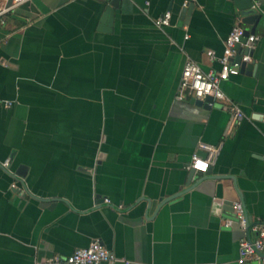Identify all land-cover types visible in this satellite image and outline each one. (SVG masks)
<instances>
[{"label":"crops","instance_id":"obj_1","mask_svg":"<svg viewBox=\"0 0 264 264\" xmlns=\"http://www.w3.org/2000/svg\"><path fill=\"white\" fill-rule=\"evenodd\" d=\"M111 1L30 0L0 25V264H43L93 240L112 256L100 264H238L253 235L234 204L264 219V28L252 69L221 84L243 113L235 123L226 101L176 100L187 59L217 69L206 52L252 27L232 0H192L189 15L185 0H118L100 30ZM166 11L171 24L156 27ZM200 143L218 154L189 179Z\"/></svg>","mask_w":264,"mask_h":264},{"label":"built area","instance_id":"obj_2","mask_svg":"<svg viewBox=\"0 0 264 264\" xmlns=\"http://www.w3.org/2000/svg\"><path fill=\"white\" fill-rule=\"evenodd\" d=\"M27 1L30 0H8L1 5L0 25L6 23V16L10 12ZM190 1L192 0H185L183 7ZM170 24V11H166L154 19V25L159 28L167 27ZM244 34V28L236 24L231 28L223 43L221 55H217L213 50L206 52L209 61L218 64L217 69L204 71L197 62L187 59L181 71L176 100L186 98L204 100L211 96L214 101H226L232 112L234 122H240L243 119V113L234 103L226 99L221 84L231 76L237 75L240 72L242 63L251 61L250 52L254 48L258 37L254 34H248L245 42H241ZM262 121H264V114L262 115ZM198 149L204 152V155L198 152L193 153L187 169L194 170L195 174H204L207 172L209 165L215 162L219 149L205 143H200ZM8 170L9 160L1 161L0 174L2 171L6 172ZM12 186L15 187V184H12ZM105 201L108 202V199H105ZM234 219L239 223L242 230L250 229L253 235L251 239L244 236L239 240L238 264H245L253 258L264 260V219L249 223L242 204L239 202L234 204ZM232 222L233 220L227 219L225 220V225H231ZM111 258L112 256L103 245L98 240H93L87 247L75 249L71 254L65 256L54 255L43 264H100Z\"/></svg>","mask_w":264,"mask_h":264},{"label":"water","instance_id":"obj_3","mask_svg":"<svg viewBox=\"0 0 264 264\" xmlns=\"http://www.w3.org/2000/svg\"><path fill=\"white\" fill-rule=\"evenodd\" d=\"M117 1L118 0H112L110 6L107 7L106 10L104 11L99 23L100 30H104V31L109 30L108 26L111 25V21L113 18V9H111V6L113 7L117 6ZM232 1L234 2L237 10L240 12L241 21L243 23H250L252 25L250 29H244L245 34L241 42H245L248 34H254L257 29L264 28V16L263 14L257 11L253 0H232ZM193 7L194 4L192 1H190L186 6L182 8V12L187 13V15H189ZM252 67H253V63H242L240 67V73L252 69ZM191 102L198 106H202L204 108L209 109L213 106L214 99L211 96H208L204 100L192 99ZM25 170L26 167L24 165H19L16 171L14 172V176L24 177ZM193 175H194V170L192 169L189 170V179H191ZM203 179L204 178L199 179L195 184L191 185L190 188L198 185L200 182L203 181Z\"/></svg>","mask_w":264,"mask_h":264}]
</instances>
